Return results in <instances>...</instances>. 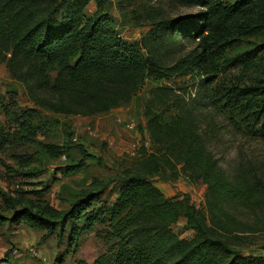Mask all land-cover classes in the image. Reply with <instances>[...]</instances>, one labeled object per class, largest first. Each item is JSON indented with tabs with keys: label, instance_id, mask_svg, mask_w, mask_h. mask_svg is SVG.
<instances>
[{
	"label": "trees",
	"instance_id": "1",
	"mask_svg": "<svg viewBox=\"0 0 264 264\" xmlns=\"http://www.w3.org/2000/svg\"><path fill=\"white\" fill-rule=\"evenodd\" d=\"M105 1L0 0L1 61L36 106L56 115L91 117L129 105L145 78L169 80L195 71L210 76L215 53L256 0H174L183 7L201 9L194 17L178 20L152 8L144 16L136 10L137 0H119V6L133 8L130 13L138 24L151 21L152 29L140 43L122 38ZM93 2L96 10L88 15ZM184 39L199 41L186 56L167 66L164 58L177 52ZM253 60L248 56L245 61ZM213 84L211 77L203 81L206 89ZM217 97L202 96L204 103L199 106L208 108ZM255 97H264V86L236 87L226 98L237 104ZM176 103V110L167 104L163 112L145 111L149 143L156 151L149 155L142 150L139 169L124 177L117 203L108 213L93 208L101 192L87 190L67 211L26 202L15 214L16 223L47 235L59 233L69 245L81 231L79 222L82 229L106 224L107 250L93 264H264V252L246 250L251 241L247 237L264 232L258 215L264 213V177L255 169L241 167L229 180L185 100ZM173 110L175 114H170ZM262 113L264 108L256 120ZM50 148L58 158L70 152L68 146ZM179 165L192 179L207 185L206 212L188 200L167 198L151 181L152 176L166 168L175 171ZM84 167L81 160L63 172L74 174ZM230 207L254 213L260 221L243 223ZM180 218L194 230L191 239H180L173 232Z\"/></svg>",
	"mask_w": 264,
	"mask_h": 264
},
{
	"label": "rangeland",
	"instance_id": "2",
	"mask_svg": "<svg viewBox=\"0 0 264 264\" xmlns=\"http://www.w3.org/2000/svg\"><path fill=\"white\" fill-rule=\"evenodd\" d=\"M105 8L124 40L145 42L152 29L150 20L138 24L130 13L133 8L119 6V0H106ZM150 8L163 11L171 20L188 19L201 11L183 7L174 0H137L139 13L146 16ZM95 10L93 2L87 14L92 15ZM198 41L182 40L179 50L164 58L166 65L173 66L196 48ZM248 56L254 60L246 62ZM1 58L0 264H93L107 250L103 237L106 224L82 229L83 223L79 222L81 231L69 245L67 237L59 233L47 235L24 223L17 224L14 217L26 202L67 211L78 195L87 190L101 192L100 201L93 208H101L103 215L108 213L117 203L124 177L139 169L142 150L149 155L156 151L150 143L148 153L145 148L149 142L145 118L148 108L163 112L168 104L176 110L177 100H185L229 180L235 179L241 167L255 169L264 177V113L256 120L257 113L264 108V97L245 98L237 104L226 98L236 87L264 86V0H256L235 22L227 43L213 57L210 76L195 71L169 80L145 78L129 105L96 116H62L36 106L25 86L11 78ZM208 77L214 84L206 89L203 81ZM202 96L219 97L206 108L199 106L201 101L204 103ZM160 100L166 101V105ZM175 110L170 114H175ZM51 146H68L69 155L54 157ZM81 160L85 161L83 169L74 174L63 172ZM151 181L167 198L188 200L206 212L207 185L192 179L182 165L175 171L166 168L162 174L152 176ZM229 210L243 223L254 225L261 220L264 225V213L258 214L257 220V215L242 208ZM172 229L180 239H191L195 234L185 218H180ZM247 238L251 240L247 252H264L263 231ZM29 247L37 249L42 258L33 257ZM16 249L21 253L17 258L13 255Z\"/></svg>",
	"mask_w": 264,
	"mask_h": 264
},
{
	"label": "built area",
	"instance_id": "3",
	"mask_svg": "<svg viewBox=\"0 0 264 264\" xmlns=\"http://www.w3.org/2000/svg\"><path fill=\"white\" fill-rule=\"evenodd\" d=\"M145 148L148 149L149 148V142H147L145 144ZM28 252L33 256V257H37V258H42V256L39 254L38 250L33 248V247H29L28 248ZM13 255L17 258L20 257L21 253L18 249L14 250ZM43 260H46L45 258H43Z\"/></svg>",
	"mask_w": 264,
	"mask_h": 264
}]
</instances>
